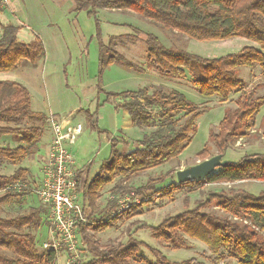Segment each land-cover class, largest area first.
Returning a JSON list of instances; mask_svg holds the SVG:
<instances>
[{
    "label": "trees",
    "instance_id": "obj_1",
    "mask_svg": "<svg viewBox=\"0 0 264 264\" xmlns=\"http://www.w3.org/2000/svg\"><path fill=\"white\" fill-rule=\"evenodd\" d=\"M72 12H84L96 24L98 43V65L100 73L110 65L126 67L138 73L144 70L131 63L115 50L112 39L102 42L97 19L98 10L131 12L158 29L179 34L197 42L243 39L251 46L239 52L215 59L202 58L183 50L165 48L159 39L129 26L135 37L146 47L147 67L172 79L190 76V84L204 98L226 100L239 93L236 108L228 111L221 121L219 133L209 136L217 153L225 152L240 138L250 133L255 125V116L264 106V95L249 98L245 82L240 79V69L259 68L264 74V0H71ZM18 28L12 24H0V75L11 74L23 62L35 66L46 56L42 41L34 36L29 43L17 38ZM98 92H102L99 86ZM103 107L110 98H122L115 104V111L126 112L133 128H149L151 131L137 141L130 152H120L119 145H126L123 138H112L108 132L97 127L96 113L85 110L91 130L105 135L109 145V156L97 172L89 177L87 168L78 170L76 192L80 204L91 213L89 223L80 224L75 233L86 247L89 260L75 264H203L196 259L169 262L158 251L150 250L153 261L139 255L140 243L130 240L124 246L100 250L97 242L87 233L103 232L115 227L119 221L129 220L141 206H130L115 215V200L107 202L103 216H93L96 202L103 189L109 185V193L130 198L149 193L148 197L172 198L184 190L195 192L204 185L236 182L264 183V155L244 156L237 163H228L203 180L178 185L175 171H168L147 181L146 186L133 189L127 185L132 178L146 171L178 160L196 134V120L204 113L186 97L175 90L163 91L153 87L152 92L142 88L121 94L104 93ZM25 122L45 125L44 114L31 111L30 93L23 85L7 80L0 81V140L5 137L17 141L16 146L0 145V167L13 166L15 171L5 176L0 174V209L15 199H23L30 192L16 190V184H26L30 171L22 164L33 154L44 135L41 126H25ZM264 139V124H263ZM200 161L207 159L204 148L198 155ZM166 180L169 184L164 185ZM125 185H122L124 184ZM159 185L160 188L155 189ZM28 186V185H27ZM144 196V197H143ZM146 202V201H145ZM222 212L219 217L202 212L210 208ZM45 209H31L26 214L13 217L0 216V264H55L56 253L36 249L34 233L42 224ZM152 238L174 249L186 248L185 237L204 244L212 255V264L227 258L237 264H264V191L257 195L242 190H229L207 194L205 202L197 208L165 219L150 228Z\"/></svg>",
    "mask_w": 264,
    "mask_h": 264
},
{
    "label": "rangeland",
    "instance_id": "obj_2",
    "mask_svg": "<svg viewBox=\"0 0 264 264\" xmlns=\"http://www.w3.org/2000/svg\"><path fill=\"white\" fill-rule=\"evenodd\" d=\"M67 2L73 4L71 0H9V4L0 12V24H12L18 28V35L21 40H26L27 30L29 27L36 28L39 21L55 20L61 33L62 50L67 53V62L64 68L61 67L64 58H49L53 64L50 65V72L46 75L47 88L44 95L31 90V111L43 114L48 110L46 103L62 110L60 116L73 117L77 124H81V133L76 138L75 143L69 147L70 153L74 157L77 170L87 168L89 177H92L98 170L99 165L109 156V145L105 135H97L91 130L87 121V115L96 113L97 127L100 130L108 132L112 138H123L126 145H119L120 152H128L125 149L127 145L132 148L137 146V141L142 136L148 134L151 129L130 128L123 129V117L115 111V104L122 103V98H110L108 103L103 107L97 106L106 100L104 93L121 94L125 92H134L142 88L148 89L149 93L152 88L159 87L163 91L175 90L182 93L188 101L194 104L204 113L196 120V134L180 155L178 160L172 161L164 166L146 171L132 178L127 185L133 189H140L146 186L147 181L155 179L160 175H164L168 171L183 170L187 167L194 166L200 161L197 155L206 148L207 159L218 155L217 150L209 140V136L219 133L221 121L228 111L236 108V102L240 94H234L226 100L218 98H204L200 96L190 84V76L185 79H172L147 67L146 47L139 40L142 36L135 37L133 30L123 27L129 25L141 33L152 34L156 36L160 43L169 49L183 50L189 54L202 58L215 59L232 55L239 52L245 46H251L250 42L243 39H230L223 41L197 42L188 39L179 34L164 32L151 23L143 20L139 16L131 12H119L115 10H98L97 19L99 20V28L101 32L102 42L107 45L108 40L112 39L115 50L125 59L144 70L143 73L135 72L126 67L118 65H110L101 73L98 65V43L96 39V24L93 18H90L84 12L74 13L66 11ZM68 9V8H67ZM28 28H27V27ZM27 28V29H26ZM32 35V33H30ZM64 43V44H63ZM50 55V47L47 46ZM67 48V49H66ZM58 56V54H56ZM61 57L64 53L61 52ZM240 79L245 82V92L249 98L264 95V74L258 67L249 70L247 68L240 69ZM8 74H1L0 81L9 80ZM102 92H98V87ZM75 107L85 110L84 113L77 112L72 114L71 111ZM63 115V116H62ZM62 118L56 117V120ZM127 120V119H125ZM60 122V121H59ZM264 106L261 107L259 113L255 116V125L253 130L245 137L238 139L223 155V159L228 163H237L244 156L260 154L264 155ZM25 126H41L45 133L42 143L40 142L34 151V154L22 164L23 168L30 171V177L27 179L26 185L35 188L38 178L41 177V167L46 158L47 145L50 137L49 124L45 125L37 122H25ZM16 146L18 143L15 139L5 137L0 141V145ZM128 147V146H127ZM132 148V149H134ZM15 171L13 166L3 165L0 167V174L9 176ZM170 180H166L164 185L169 184ZM122 185H125L122 184ZM112 185L105 187L101 196L96 202V208L93 216H103L106 212L107 202L115 200L117 202V211L111 212L109 215H115L123 210H128L134 204L141 206L138 213L129 220H122L115 227L109 228L103 232L87 233L97 242L100 250L114 246H124L128 241L134 240L139 245V255L153 261L150 250L158 251L169 262H182L189 259H196L203 264H212L213 258L208 248L193 239L185 237L186 248L174 249L168 247L163 242L156 241L152 238L150 228L161 224L165 219L174 217L180 213L197 208L201 203L205 202L207 194L217 193L221 191L228 192L231 190H242L246 193L257 195L264 191V183L262 182H236L233 184L221 183L204 185L195 192L184 190L175 194L172 198H156L148 197L149 193H143L144 199L140 197L130 198L129 196L121 197L111 196L109 190ZM160 188L159 185L155 189ZM23 199H15L8 205L0 209V216L13 217L20 214H26L31 209L41 206L39 199L34 192ZM2 195V193H0ZM143 196V197H144ZM146 201V202H145ZM81 203V202H80ZM82 206V204H81ZM88 222L92 212L85 209ZM202 212L213 213L219 217L225 215L213 208H201ZM47 214L42 215V224L34 233L36 249L42 253V244L51 242L54 236L51 235L47 223ZM78 260L76 262H86L89 260L88 252L81 239L76 235ZM72 262V256L64 249L56 253L55 264H75ZM219 264H237L236 261L227 258Z\"/></svg>",
    "mask_w": 264,
    "mask_h": 264
},
{
    "label": "built area",
    "instance_id": "obj_3",
    "mask_svg": "<svg viewBox=\"0 0 264 264\" xmlns=\"http://www.w3.org/2000/svg\"><path fill=\"white\" fill-rule=\"evenodd\" d=\"M9 4V0H0V12ZM51 140L46 158L41 167V177L35 188L26 184H16L13 189H27L34 192L47 214V223L53 237L51 242L42 244V250L57 253L64 249L76 262V229L80 224H87L88 218L80 204L76 192L78 170L69 147L75 143L81 133V126L65 128L53 117L48 118Z\"/></svg>",
    "mask_w": 264,
    "mask_h": 264
},
{
    "label": "crops",
    "instance_id": "obj_4",
    "mask_svg": "<svg viewBox=\"0 0 264 264\" xmlns=\"http://www.w3.org/2000/svg\"><path fill=\"white\" fill-rule=\"evenodd\" d=\"M72 8H73V4L71 5L69 2H67L66 11H68V13H70L72 11ZM37 24H39V26H37L36 28L35 27L34 28L29 27V30H27L28 35H27L26 40H21L19 38V35H18L19 31L17 32V38L20 42L29 43L32 41L34 36H37L42 41V43L44 45V48L46 51L45 58L40 60L35 66H31L28 62H23L16 71H14L11 74H8L10 78L7 81L16 82V83L23 85L24 87L27 88L30 95H31V90H34V91L38 92V94H42L41 96H43L44 92L46 91V88H47V86H46L47 85L46 75L51 70L50 65L53 64L52 61L49 60V58H54V59L57 57L64 58L63 62L60 63V64H62L61 67L64 68V66L66 65L68 57H67V53L65 52L66 50L61 51L62 50V43H61V39H62L61 36L62 35L60 33V29H59L57 23L55 22V20H52V19L48 20L47 19V20H43L42 22L39 21ZM30 33H32V35H30ZM47 46L50 47V52L53 53L52 56L50 55V53L47 49L48 48ZM61 52L64 53L63 57L60 56ZM56 54H58V56ZM47 107H48V110L45 111V113H43L47 118H49V117L56 118L57 116L62 118L60 116V114H62V110H60L57 107L55 108V107L51 106L50 103H48V104L46 103V108ZM80 110H83V109L80 107H75V109H73L71 111V113L75 114V113L79 112ZM118 113H120V115H122V117L124 119L123 126H122L123 129L132 128L130 125V120H129L127 113L123 112V111L118 112ZM71 116L62 118L59 121L67 129L74 127L76 125L81 126V124H77L75 119L73 117L71 118ZM125 119H127V120H125ZM44 136H45V133L41 139V143L44 139ZM123 138L125 139V137H123ZM50 140H51V133H50V137H49V141H48L49 143H50ZM125 140L127 141V139H125ZM49 143L47 145V151H48ZM127 146L125 147V149H128V152H130L132 150V148H134V146H133L132 148L129 149V147H131V146L130 145H127Z\"/></svg>",
    "mask_w": 264,
    "mask_h": 264
},
{
    "label": "water",
    "instance_id": "obj_5",
    "mask_svg": "<svg viewBox=\"0 0 264 264\" xmlns=\"http://www.w3.org/2000/svg\"><path fill=\"white\" fill-rule=\"evenodd\" d=\"M227 165L228 162L223 159L222 155H215L194 166L177 171L175 173L176 183L180 185L203 180L214 173L217 169L225 168Z\"/></svg>",
    "mask_w": 264,
    "mask_h": 264
}]
</instances>
